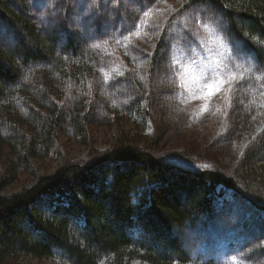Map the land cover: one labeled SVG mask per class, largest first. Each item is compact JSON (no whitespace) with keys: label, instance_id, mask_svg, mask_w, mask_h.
<instances>
[{"label":"trees","instance_id":"obj_1","mask_svg":"<svg viewBox=\"0 0 264 264\" xmlns=\"http://www.w3.org/2000/svg\"><path fill=\"white\" fill-rule=\"evenodd\" d=\"M69 1L51 3L50 12L56 7L59 14L46 24L29 0H0V147L22 165L100 125L96 98L75 102L81 89L104 88L112 101L102 83V55L80 38ZM193 8L223 17L233 41L264 78V0H186L180 13ZM169 27L152 55L155 63ZM259 139L261 146L249 148L233 174L169 167L139 143H121L88 164L44 174L28 188L0 190V264L24 258L213 264L193 256L181 232L213 218L221 197L239 198L244 182L256 179L264 186V134ZM260 159L262 166L253 172Z\"/></svg>","mask_w":264,"mask_h":264},{"label":"rangeland","instance_id":"obj_2","mask_svg":"<svg viewBox=\"0 0 264 264\" xmlns=\"http://www.w3.org/2000/svg\"><path fill=\"white\" fill-rule=\"evenodd\" d=\"M29 1L42 11L47 24L59 14L56 7L50 12L51 3L62 0ZM185 1H69L80 38L102 55V83L113 102L104 88L81 89L75 102L96 98L93 111L100 125L89 126L86 137L70 135L30 165H22L9 149L0 147L2 192L28 188L64 165L88 164L121 143H139L169 167L220 174H233L246 161L249 148L261 146L262 72L233 41L223 17L203 12L204 8L180 13ZM167 24L168 35L155 63L152 55ZM7 35L2 31L4 39H9ZM221 80L231 82L208 95L209 85ZM255 181L244 182L239 198L221 197L220 211L209 221L181 232L183 243L198 260L264 264V186ZM7 264L67 263L24 258Z\"/></svg>","mask_w":264,"mask_h":264},{"label":"snow or ice","instance_id":"obj_3","mask_svg":"<svg viewBox=\"0 0 264 264\" xmlns=\"http://www.w3.org/2000/svg\"><path fill=\"white\" fill-rule=\"evenodd\" d=\"M258 67H261V66H258ZM233 79H235V76H233ZM230 82L231 81H229V80H221L217 84L209 85V91L207 94L208 95H214L215 93L221 91L225 84H228Z\"/></svg>","mask_w":264,"mask_h":264},{"label":"bare ground","instance_id":"obj_4","mask_svg":"<svg viewBox=\"0 0 264 264\" xmlns=\"http://www.w3.org/2000/svg\"><path fill=\"white\" fill-rule=\"evenodd\" d=\"M262 222H264V221H262Z\"/></svg>","mask_w":264,"mask_h":264}]
</instances>
